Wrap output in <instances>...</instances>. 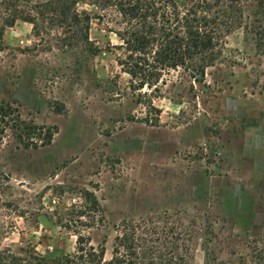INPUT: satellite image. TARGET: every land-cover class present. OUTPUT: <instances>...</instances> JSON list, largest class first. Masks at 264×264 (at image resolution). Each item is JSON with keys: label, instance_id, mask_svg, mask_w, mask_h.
<instances>
[{"label": "rangeland", "instance_id": "1", "mask_svg": "<svg viewBox=\"0 0 264 264\" xmlns=\"http://www.w3.org/2000/svg\"><path fill=\"white\" fill-rule=\"evenodd\" d=\"M44 1L0 0V18L17 6L33 19L2 31L0 107L11 114L0 121V248L30 241L40 255L69 253L79 222L107 261L132 225L163 264L168 228L186 249L181 264H264V47L253 43L264 23L254 0H143L156 16L146 23L77 2L88 44L77 36L70 45L37 7ZM191 17L208 21L212 65L167 69L134 90L117 65L123 32L154 25V50ZM21 124L49 129V143L24 148Z\"/></svg>", "mask_w": 264, "mask_h": 264}, {"label": "trees", "instance_id": "2", "mask_svg": "<svg viewBox=\"0 0 264 264\" xmlns=\"http://www.w3.org/2000/svg\"><path fill=\"white\" fill-rule=\"evenodd\" d=\"M77 2L83 4L87 2V5L92 7L113 5L122 17L138 19L139 23H146L145 20L148 17L152 19L156 17L153 12L146 11L143 7V4H145L143 0H45L37 7L41 8L43 12H49L50 20L52 19L68 35L63 40L65 45H70L72 41L76 40L77 36L80 37L81 42L88 44L86 37L89 22L88 13L84 10L76 12ZM254 2L257 8L255 16L258 17L256 21L264 23V0H254ZM19 16L17 6L4 9V14L0 18V48H2V31L5 27H11L16 20L33 24V19L27 15L22 18ZM161 18L163 19L164 15ZM210 22L213 24L212 21ZM182 25L184 28L182 35L178 33L159 35L158 38H162L163 43H160L154 50L152 49L153 40L150 36V33L155 29L154 25L150 24L140 30L136 28L131 32H123L125 39L121 38L122 45L119 47L123 49L124 56L117 60V65L129 76V81L135 83L132 86L134 90L141 89L143 85L155 86L161 71L167 69L180 66L189 69L193 74H201L205 67L212 65L215 59L212 52V32L204 29L208 25V21L204 18L198 21L195 17H191V19L183 20ZM33 31L36 32L34 26ZM255 32L253 43L256 44L255 46L264 47V24L258 26V30ZM149 108L159 113V110L153 108V106H149ZM10 114L11 109L8 105L0 107V121L6 126ZM153 118L152 123L154 125L156 117ZM11 122L14 125V122L18 123L19 119L15 118ZM16 136L24 148L36 149L49 143L51 132L47 128L21 124ZM36 141H39L38 145ZM84 195L90 196L88 203L91 206L87 210L91 213L97 211L96 200L87 192H84ZM84 214L83 211L78 213L79 216ZM71 227L72 235L75 238L72 252H58L54 246H51L49 250H45L43 255H40L36 252L33 243V246H30V241H26L24 244L19 242L18 245L11 244L8 247L0 248V264H46L47 262L51 264H163L164 262V256L161 252L154 253L152 248L145 246L142 238L134 236L135 227L132 225L123 228L119 235L114 236L111 258L107 261L103 259V248L101 246L93 248L89 245L88 238L78 232L81 227L79 222ZM171 230L172 228H168L165 231V264H181L183 262L182 252L186 249L177 244L176 238L171 237H176L175 234L169 235ZM168 238L169 243H167ZM39 241L38 239L36 243H40ZM208 242L209 240L204 237L203 250L206 249ZM239 263L245 264L246 259L241 258Z\"/></svg>", "mask_w": 264, "mask_h": 264}]
</instances>
